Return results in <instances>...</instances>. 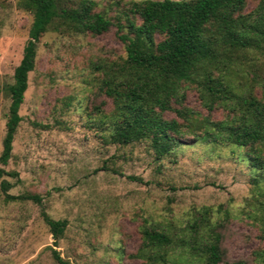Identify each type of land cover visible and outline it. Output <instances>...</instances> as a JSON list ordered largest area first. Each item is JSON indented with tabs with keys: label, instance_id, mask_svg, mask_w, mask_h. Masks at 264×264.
I'll return each mask as SVG.
<instances>
[{
	"label": "rangeland",
	"instance_id": "obj_1",
	"mask_svg": "<svg viewBox=\"0 0 264 264\" xmlns=\"http://www.w3.org/2000/svg\"><path fill=\"white\" fill-rule=\"evenodd\" d=\"M16 1L0 0V150L9 105L6 87L21 59L30 23ZM64 1L73 12L79 0ZM92 1L95 11L111 17L110 3L138 0ZM253 6L249 0L244 13ZM142 52L135 28L112 26L98 35L47 31L40 36L4 167L17 177L4 179L11 184L8 194L37 195L41 206L4 202L0 196V264H57L50 249L68 264H143L129 257L140 243L141 225L183 224L201 207L225 208L235 216L222 241L226 258L221 264L237 259L261 264L254 259L262 247L258 228L238 213L246 210L244 204L253 195L264 201V182L258 181L254 189L252 174L236 159V151L231 153L229 146L212 148L184 134V145L155 161L146 143H106L91 124L87 114L102 100L92 94L100 74ZM245 60V75L238 73L237 79L251 83L254 74L264 81L263 57L256 54ZM183 104L206 115L193 91L186 92ZM104 110H109V103ZM223 116L215 110L209 118L217 121ZM41 210L52 220L66 221L56 245Z\"/></svg>",
	"mask_w": 264,
	"mask_h": 264
},
{
	"label": "trees",
	"instance_id": "obj_2",
	"mask_svg": "<svg viewBox=\"0 0 264 264\" xmlns=\"http://www.w3.org/2000/svg\"><path fill=\"white\" fill-rule=\"evenodd\" d=\"M138 0L110 3L114 14L95 11L92 0H79L70 12L64 0H17L30 23L12 83L0 150V196L4 202L31 201L41 206L34 194H8L11 184L4 177H17L4 170L11 155L12 141L20 122L18 109L27 88L35 44L47 31L68 34H101L112 26L135 28L142 54L129 57L122 66L103 71L93 89L102 98L87 114L106 143L125 146L146 143L153 159L159 161L184 145V134L215 148L229 146L236 159L248 167L255 190L264 182V81L245 75L246 58L259 54L264 60V0ZM129 42H131L129 40ZM131 55V52L129 51ZM253 61L252 57L250 58ZM258 90V94L254 90ZM187 91L196 94L206 115L184 106ZM109 103V110L104 107ZM223 119L212 121L215 111ZM172 114V117H165ZM128 179L135 180L133 177ZM260 189L259 191H261ZM263 191V190H262ZM258 192V191H257ZM238 213L257 226L261 250L255 260L264 264V201L252 196ZM56 245L66 227L64 220H52L39 213ZM235 216L225 208L201 207L183 224H143L140 243L130 258L143 264H221L227 225ZM57 264H68L50 249ZM229 264H249L237 259Z\"/></svg>",
	"mask_w": 264,
	"mask_h": 264
}]
</instances>
